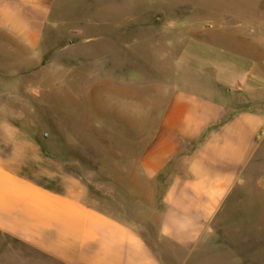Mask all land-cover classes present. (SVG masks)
I'll return each instance as SVG.
<instances>
[{"label": "rangeland", "instance_id": "rangeland-1", "mask_svg": "<svg viewBox=\"0 0 264 264\" xmlns=\"http://www.w3.org/2000/svg\"><path fill=\"white\" fill-rule=\"evenodd\" d=\"M178 91L264 113V0H53L37 50L0 41V108L91 201L170 264H264V131L193 255L159 240L166 176L189 154L155 180L140 161ZM33 257L0 233V264Z\"/></svg>", "mask_w": 264, "mask_h": 264}, {"label": "crops", "instance_id": "crops-1", "mask_svg": "<svg viewBox=\"0 0 264 264\" xmlns=\"http://www.w3.org/2000/svg\"><path fill=\"white\" fill-rule=\"evenodd\" d=\"M52 4L0 0V41L8 36L37 50ZM235 106L223 94L176 92L141 157L145 177L155 180L189 154L183 170L166 176L162 196L159 240L175 251L193 255L260 149L264 113ZM0 233L37 255L29 264L172 263L130 221L91 201L85 180L47 158L1 108Z\"/></svg>", "mask_w": 264, "mask_h": 264}]
</instances>
